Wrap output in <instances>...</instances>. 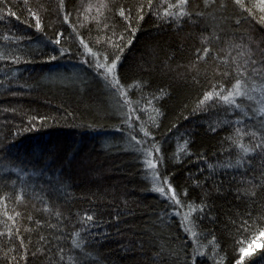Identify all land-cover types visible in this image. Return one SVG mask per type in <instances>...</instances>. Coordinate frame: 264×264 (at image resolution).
Wrapping results in <instances>:
<instances>
[{"label":"trees","instance_id":"1","mask_svg":"<svg viewBox=\"0 0 264 264\" xmlns=\"http://www.w3.org/2000/svg\"><path fill=\"white\" fill-rule=\"evenodd\" d=\"M176 3L0 0V40L31 38L15 49L20 64L0 61V232L7 230L3 213L19 212L13 232L20 230L26 250L0 237V264H264L258 259L264 251V155L246 157L242 169L226 168L241 157L230 139L234 127H224L233 117L222 105L199 104L207 92L231 86L223 74L238 59L237 45L264 72V13L257 15L259 0H244L246 7L256 5L251 16L230 0L208 7L189 0L185 11L194 15L166 16L177 11L169 7ZM60 32L67 56L47 45ZM77 37L94 51L96 40L120 45L126 96L80 62ZM61 72L70 83H58ZM243 142L250 144L246 137ZM157 155L164 163L159 177L140 162ZM8 156L20 159L16 169H6ZM165 174L178 208L148 180ZM85 213L96 225L90 234L80 232ZM250 246L255 252L248 257L241 249Z\"/></svg>","mask_w":264,"mask_h":264},{"label":"snow or ice","instance_id":"2","mask_svg":"<svg viewBox=\"0 0 264 264\" xmlns=\"http://www.w3.org/2000/svg\"><path fill=\"white\" fill-rule=\"evenodd\" d=\"M235 8L241 10V15L248 14L252 15L256 5L253 4L251 7H246L244 0H230ZM63 3V0H61ZM189 0H177L176 4L169 5L170 8H174L177 11H166V16H179V17H190L194 13L186 12L185 8L188 5ZM205 7H208L210 4L214 5L215 0H204ZM151 5H149L150 7ZM220 7L226 8L227 5L221 3ZM264 13V0H259V15ZM9 15L15 16L14 12H10ZM30 15L35 20V29L43 33L41 22L39 17L36 16L34 12H30ZM120 17L125 16V11L121 10L119 12ZM195 15L203 16L204 13H195ZM142 19V17H140ZM18 19V17H17ZM65 23L68 22L69 17L65 15L63 17ZM259 22L264 24V15H260ZM235 24L239 25L241 21H234ZM64 36V33H56L54 38H47V45H51L53 49L59 54V56H67L70 54L69 51H66L62 46L61 37ZM79 44L82 47L83 51L81 56L84 57L80 62L90 66L97 78L102 80L105 83V86L108 87L111 91L116 93L118 96L124 97L127 93L124 90L123 84L119 79L118 66L121 60L120 53L123 49L119 44L113 42L110 38L104 41L96 40L94 41V46L99 50L94 51L92 47H89L88 43L85 42L83 37H77ZM216 41L223 43L221 37L214 36ZM31 42V38H13L12 36L5 35L3 40H0V44L3 45L2 51H0V61H11L13 64H20L22 61L20 57L15 54V49L19 48L21 44ZM64 43H68V40L65 38ZM130 44L131 41H128ZM240 46L237 45L236 49L238 52V59L233 58L231 63L228 65L229 70L226 71L223 75L227 78L228 82L231 84L230 87H221L220 91H209L204 96L203 99L199 101V104L207 107H212L213 105H222L224 110L233 117L230 120L224 122V127H234L235 136L231 139L233 149L239 150L241 157L237 159L235 164H227L225 167L229 169L233 168H243L245 163V158L250 155H264V72L257 66V62L251 58V55L245 57L242 52H239ZM12 49V50H9ZM210 52V49L205 48L204 54L207 56ZM31 55V51L28 52ZM57 55H52L50 60H57ZM28 63L31 61H23ZM260 64H264V60L260 61ZM234 81V83H232ZM259 82V83H258ZM20 87H25V85H20ZM217 87H220L219 85ZM226 93V94H225ZM239 101V102H238ZM210 102V103H209ZM243 105V106H242ZM128 106V105H125ZM125 119L130 115V113H125ZM242 117V119H236L235 117ZM137 119H139L137 117ZM243 126V127H240ZM255 129V131L251 129ZM215 131V129H213ZM245 137L250 141V144H245L243 140ZM159 149H156V152L159 153ZM229 153L232 149L228 150ZM223 154V153H221ZM141 164L147 165L148 169L154 170L157 177L160 176V169H163L164 163L163 158L160 155H157L155 159H149L147 161H140ZM211 168V165L208 166ZM48 180H51V176L48 177ZM159 183L164 184L162 187H154V191L161 195L165 200H170L172 202V207H179L180 200L177 199V194L175 188L172 186L169 178L165 176L158 180ZM15 186V185H14ZM165 187L170 191L166 193ZM23 191V189L21 190ZM187 195V193H184ZM17 199H22V195L18 196ZM3 201V198L0 197V202ZM202 210V209H201ZM178 213H173L177 215ZM4 215V227L7 229L4 232H0V237L9 239L10 241L14 238L20 246V251H26L23 247L24 240L19 236V229H15V235L13 232V227L16 224V217L20 216L19 212L15 213V216L9 215L7 211L3 213ZM57 216L59 214L57 213ZM29 219H31L29 217ZM9 222L12 226H9ZM38 223V222H37ZM78 223L80 224V232L85 234H90L96 227L94 222L93 215L85 213L80 217ZM54 227V226H51ZM80 232H77L76 235H80ZM261 237H264V232L260 233ZM44 237H41L43 240ZM75 244V240L72 241ZM76 247L79 248L80 245L76 244ZM264 248V245L261 246ZM62 251V249L60 250ZM242 253H245L246 256H253L255 249L250 246L248 249H241ZM35 255V254H33ZM15 259V257L13 258ZM62 260L63 257L61 256ZM243 259V257H242ZM259 260H264V251H261L258 257ZM239 264V262H238Z\"/></svg>","mask_w":264,"mask_h":264},{"label":"bare ground","instance_id":"3","mask_svg":"<svg viewBox=\"0 0 264 264\" xmlns=\"http://www.w3.org/2000/svg\"><path fill=\"white\" fill-rule=\"evenodd\" d=\"M60 77H61V79L58 82L60 84L70 83V81L72 80V78H71L70 75H64L63 72H61V76ZM48 79L49 80H52L53 82H56V81H54L56 79H54V77H52L50 74H49ZM10 157L11 156H8V158H7L6 165L9 168H6V169H8V170H10V169H16L19 166L20 159H18V158L13 159V158H10ZM43 158H44V156H43ZM29 169H31V168H29ZM32 169L39 170L40 168H32ZM148 180L151 181V185L154 186V184L156 183V180L158 181L159 179H157V178L156 179L151 178V179H148Z\"/></svg>","mask_w":264,"mask_h":264},{"label":"rangeland","instance_id":"4","mask_svg":"<svg viewBox=\"0 0 264 264\" xmlns=\"http://www.w3.org/2000/svg\"><path fill=\"white\" fill-rule=\"evenodd\" d=\"M153 178L156 179L157 177L155 175H153ZM155 184H156V187H159V182L157 180H156ZM169 194H170V192H169Z\"/></svg>","mask_w":264,"mask_h":264}]
</instances>
